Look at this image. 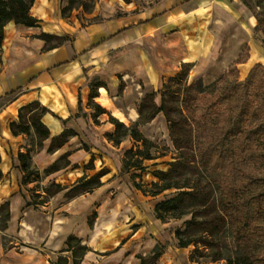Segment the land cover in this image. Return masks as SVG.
I'll return each mask as SVG.
<instances>
[{"label":"crops","instance_id":"obj_1","mask_svg":"<svg viewBox=\"0 0 264 264\" xmlns=\"http://www.w3.org/2000/svg\"><path fill=\"white\" fill-rule=\"evenodd\" d=\"M68 6L69 0H34L30 14L39 20L38 26L8 22L3 28L0 45V206L10 203L12 210L5 232L13 235L10 230L16 225L17 236L25 244L29 242L25 237L34 228L26 218L20 217L22 204L30 199L29 191L37 184L23 183L24 174L18 157L27 152V135H14L11 125L19 123L22 108L39 103L45 108L41 122L50 137L36 156L46 152L56 161L68 155L69 162L47 180L65 188L75 185L84 176L90 178L106 171L101 186L76 197V203L84 198L90 207L114 185L118 186L119 196H123L117 201L121 207L118 218L105 220L100 216L92 228L89 227V234L85 238L79 237L91 249L82 264L87 260L89 264H141L135 254L147 257L158 244L170 246L156 264H182L180 256L184 249L174 245V231L154 214L156 205L162 200L119 185L124 182L118 177V172L122 173L123 156L121 162L116 163L106 156L99 159L100 170L84 167L88 160H95L96 149L82 154L79 147L82 142L74 143V140H86L85 134L90 138L91 125L98 121L102 126H94L95 129L105 135L114 149L121 151L125 142L114 145L108 136L115 133V126L106 123L105 114L95 117L91 101L98 98L107 101L108 95L105 88H99L100 96L91 99L94 80L105 82L114 89H118L123 80L127 84L126 96L137 94L139 99L161 90L167 77L177 73L183 65H189L193 71L206 60H212L214 64L221 62L218 74L222 75L246 49H250L249 60L240 65L242 70L250 64L255 48L263 50L252 36L257 20L235 0H96L89 12L75 7L63 13ZM234 31L236 34L232 35ZM242 33L248 38L246 45L239 41ZM43 34L62 37L65 41L58 47L46 49V42L41 38ZM230 35L234 47L231 52L224 53L223 47ZM257 64L264 66L261 61L253 62L245 70L242 80ZM133 98L129 101L132 104L127 102L125 114L114 111L112 114L122 122H135L139 113ZM102 105L109 110L104 103ZM159 117L158 122H163L164 115L159 114ZM65 130L74 134L62 148L50 153L52 139ZM139 172L125 174L124 179L127 176L131 180V176ZM148 198L153 201H147ZM13 200L19 201V209ZM70 204H63L56 210L53 224L39 250L29 246L21 253H15V247L5 249L0 231V264H51L48 252L60 250L68 234L77 235L74 229L61 235L63 221L55 224L56 217L60 216L57 212L65 211ZM93 256L95 260L91 261Z\"/></svg>","mask_w":264,"mask_h":264},{"label":"rangeland","instance_id":"obj_2","mask_svg":"<svg viewBox=\"0 0 264 264\" xmlns=\"http://www.w3.org/2000/svg\"><path fill=\"white\" fill-rule=\"evenodd\" d=\"M96 0H75L73 3L74 7H79L80 4H83V10L89 12L94 7ZM128 1V0H124ZM141 1H159V0H141ZM239 5L245 6L243 9H247L251 12L256 20L257 25L253 31L254 40L260 44L264 50V0H235ZM236 34V31L232 33ZM230 35L228 42L223 47V52H231L233 50V37ZM242 45H246L248 38L245 33L240 34L239 38ZM260 48H255L250 64L240 70V65L245 64L249 60V55L251 53L250 49H246L242 54L240 59L232 64L226 72L222 75L218 74L219 66L221 62L214 64L212 60H206L205 62L200 63L195 70L189 72L187 78L188 83H193L195 81H202L201 86L195 87L191 90H187L182 86L177 84L173 85L172 90H178L181 88V91L177 96H167L166 108L172 116V123L164 115V121L159 123V115L151 121L150 123L144 124V119H140V116L133 123L124 121L122 122L119 118L112 114V111L124 112L126 113L127 105L132 104L131 99L133 98V104L136 103V108L143 100L137 98V94L129 95L128 91L124 90L127 87V84L120 80V85L118 89L110 88L107 83H104L108 100L102 101L101 98H98L101 94L100 89L98 91V99H94L93 103L99 105L101 108L107 111L105 114L106 123L110 122V116L118 119L120 122L124 123L127 127L139 125L140 132L152 143L159 147L158 152L156 149H152V155L159 154V158L154 161H143V165L146 167L145 172L141 174V178H137L138 183H142L146 187L148 197H153L154 193H157L159 190L158 187H154L153 183H160L154 175V171H167L170 166L169 163L173 162L174 158L179 154V151L176 149L173 140L170 134V128H173L174 136L176 141L180 146L183 147L184 153L191 157V154L198 149H202L206 142V132L202 134V138H198L196 133V125L203 124L206 129H221L224 123L225 113L228 111L229 98L232 95V89L235 83L243 81L245 70L255 61H261L264 64V53ZM218 59L217 56L215 58ZM263 66V65H262ZM190 67V66H189ZM264 67V66H263ZM182 68L178 71L180 72ZM216 70V72H215ZM177 72V73H178ZM213 73V74H212ZM176 74V73H175ZM175 74H172L169 77H173ZM218 74V75H217ZM167 77V79L169 78ZM98 82V81H97ZM94 80V83H97ZM99 83V82H98ZM132 83V82H131ZM260 82H255L248 90V96L250 98L249 104V114L247 116L246 125L248 127L253 126L254 124L264 120V109L259 107V94H260ZM120 97V98H119ZM119 98V99H116ZM159 100V99H158ZM128 102V103H127ZM102 103H104L108 109L107 110ZM127 103V104H126ZM91 109L96 113L97 109L94 104H91ZM138 111V110H137ZM94 115V114H93ZM94 126H102V123L98 121H93ZM155 123V124H154ZM91 125V137L89 138L88 134H85L86 140L77 139L74 140V143L82 142L79 147L83 150L82 154L87 153L85 147L89 148L91 152L92 148L96 149L95 155L96 162L90 160L87 161L84 167H95L96 170H100L102 165L98 163L99 159H104L105 156L112 159L114 163L121 162L124 151L131 149L135 146V143L129 138L123 139L124 142L122 150L114 149L113 145L109 143L108 139L105 138V135L102 136L99 133V130H96L95 127ZM90 130V128H89ZM104 137V139H103ZM172 140V141H171ZM189 149L187 147H191ZM25 144L27 150H29L33 156L32 168L38 169L41 173V176H44V171L54 164L57 168L62 170L68 163L67 156H62L56 161H53L46 152H43L41 155L36 156L42 150V145L40 144L39 138L32 132L30 135H27L25 138ZM80 144V143H79ZM234 154L227 161L224 167H221L217 172L210 173L205 168H199L193 172H186L182 176H175L173 183L178 182L181 179V183H193L196 179H202L200 187L207 189L209 182H213V199H223L228 200L230 196L225 189L227 179L229 176L232 177L234 173V166L240 165L244 168L246 174L264 177V140L258 138L256 143L248 150H243L241 145L238 143V139L233 142ZM193 151V152H192ZM93 172H88L92 174ZM141 172H139L140 174ZM118 177L122 178L124 182H121L120 186H127L131 191L135 192L133 183L130 178L124 179V175L121 172H118ZM46 177L41 183L34 184L33 189L29 191L30 199L26 200V204H22L20 209V217L26 218L27 222L33 225V229L28 232V237H25L29 242L23 243L22 238H18V227L10 230L9 235L5 232L4 227L6 226L5 212H0V231L2 234V243L5 249H11L15 247V253H21L25 251V247L29 246L32 249L39 250L42 243L46 240L48 235V230L53 224L52 217L56 210L63 204L71 203L66 210L58 211L60 215L56 217L55 224L63 221V230L61 235H66L70 233L73 229L76 230L78 237H86L89 234V224L88 220L93 217L96 213L97 218L102 216L103 219H115L120 216V208L118 207V200L123 198L119 196L118 186L114 185L112 188L105 191L94 205L89 207L88 201L84 198H81L80 203H76L75 198H70V193L67 189H64L62 186L61 192L55 194L52 197H46L43 188L49 187L53 181H48ZM57 184V183H55ZM239 188V201L237 202L238 210L242 208V200L244 197H248L254 193H263L264 192V183L250 185L247 183L246 179H243L241 184H237ZM177 195V190H168L162 194L156 196L157 200H165L168 197H173ZM117 199V200H116ZM47 201L44 204H39L41 201ZM116 200V201H115ZM147 201H153V199L148 198ZM16 201L19 209V201ZM32 203V204H30ZM264 204V199L262 201ZM30 204V205H27ZM125 204V203H124ZM12 207V206H11ZM12 211V210H11ZM19 212V210H18ZM217 213V211H216ZM203 215V214H201ZM68 217V218H67ZM240 214L238 212L235 214L234 218H228L226 229L222 234L215 235L211 237L209 242L206 245H190L184 249V254H181L182 264H264L255 259V257H261L264 260V230L260 231L251 242H247L243 239L242 235L238 233L239 228V219ZM191 219V215L183 217L182 219H171L168 222V227L171 231H174V236L176 229L182 228L185 229V222ZM97 220V219H96ZM95 220V221H96ZM24 223V221H22ZM23 227V226H22ZM21 230V226L19 228ZM71 235L68 234L67 237ZM75 235V234H74ZM67 239V238H66ZM66 241V240H65ZM65 241L60 250L58 251H49L48 256L50 261H57L60 255L59 252L65 249ZM64 247V248H63ZM45 255V252H43ZM136 258L143 256L140 253L135 254ZM91 261L95 260L90 259ZM89 264V261L85 262Z\"/></svg>","mask_w":264,"mask_h":264},{"label":"trees","instance_id":"obj_3","mask_svg":"<svg viewBox=\"0 0 264 264\" xmlns=\"http://www.w3.org/2000/svg\"><path fill=\"white\" fill-rule=\"evenodd\" d=\"M34 0H0V45L3 39V28L8 22L26 26H38L39 20L31 16L30 9ZM75 0H69V6L63 10V13L73 9ZM79 7H83L80 4ZM78 7V8H79ZM75 8V7H74ZM41 38L46 42V49H52L63 44L64 38L53 35H41ZM191 67L183 65L182 70L176 73L173 77L165 80L163 88L147 94L141 104L137 106L140 119H144V124L153 121L157 115L164 113L166 118L172 123V116L166 108L167 96H177L181 88L172 90L173 85L177 84L187 90L201 86L202 81L198 80L193 83H188L187 78ZM255 82H260L259 107L264 109V67L261 64L255 65L248 76L243 81L234 84L232 95L229 98L228 111L224 116V123L219 130L205 129L203 124L196 125V133L198 138H202V134L206 132V142L202 149L192 151L191 157L184 153L183 147L179 145L174 136L173 128H170L171 138L179 154L174 158L173 162L169 163V170L154 171L153 175L159 179L160 183H153L154 187H158L157 193L153 194L156 197L168 190H177V195L168 197L158 203L154 209L155 217L163 223L171 219H182L191 215V219L185 222V229H176L175 243L178 248H187L190 245L203 244L206 245L211 237L222 234L227 225L228 218H234L238 212L240 214L238 233L243 239L251 242L253 238L264 230V199L263 193H254L242 200V208L238 210L237 202L241 197L237 184H241L243 179L247 180L250 185L264 183V177H257L246 174L244 168L240 165L234 166L232 177L229 176L225 189L228 192L230 199H213V182H209L207 189L200 187L201 178L196 179L193 183L174 182L175 176H182L186 172H193L199 168H205L210 173L217 172L221 167H224L227 161L234 154L233 142L238 139V143L243 150H248L254 145L258 138L264 140V120L248 127L246 124L249 114L250 98L248 90ZM104 83L97 82L92 84L91 99L98 97V90L104 87ZM159 99V100H158ZM94 104L97 111L95 117L106 114L107 111L91 101L90 105ZM45 112V108L39 103L30 104L20 111L19 123L11 125L14 135L26 134L30 135L33 130L34 134L39 138L40 144L43 147L44 141L48 140L50 135L48 129L41 122V116ZM110 122L115 126V133L109 135L108 138L119 146L126 138L130 137L135 146L124 151L122 159V173L129 174L134 171H140V174L131 176L132 185L135 189L141 190L144 194H149L146 187L142 183L136 181L141 178V174L145 172L146 167L143 161H154L159 158V154L152 155V149L158 152L159 147L149 141L139 130V125L127 127L118 119L110 116ZM74 132L65 130L61 135L54 137L49 146V152L52 153L57 149L62 148ZM171 140V141H172ZM193 149L192 143L191 147ZM89 151L88 147H85ZM68 156V155H65ZM21 168L24 174L23 183L28 185L31 183H41L46 177L59 171L54 164L44 171V176L38 169L32 168L33 156L29 150L26 153L19 154ZM69 162L67 163V165ZM66 165V166H67ZM106 174V171H101L92 177H82L71 187H63L69 191L70 198H75L88 192H92L101 186V178ZM2 174L0 171V178ZM62 186L51 183L49 187L43 188L46 197H52L61 192ZM47 201L43 200L39 204H44ZM32 204V203H30ZM27 204V205H30ZM217 211V213H216ZM0 212H5L6 230L8 222L11 218L10 203H5L0 206ZM203 214V215H201ZM97 214L88 220L89 226L92 228ZM2 232V231H1ZM170 245L158 244L153 252L147 256H139L141 264H156L158 259L166 252ZM91 249L85 244L84 239L71 234L65 241V249L60 251L57 261H51V264H82L85 256ZM259 262L264 260L261 257H255Z\"/></svg>","mask_w":264,"mask_h":264}]
</instances>
